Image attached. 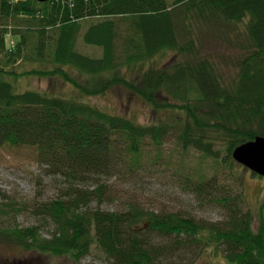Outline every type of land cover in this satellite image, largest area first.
Returning <instances> with one entry per match:
<instances>
[{"label":"trees","instance_id":"obj_1","mask_svg":"<svg viewBox=\"0 0 264 264\" xmlns=\"http://www.w3.org/2000/svg\"><path fill=\"white\" fill-rule=\"evenodd\" d=\"M89 19L98 22L83 33ZM200 20L246 26V52L231 80L200 57L194 30ZM81 36L102 56L78 51ZM169 53L186 59L159 66ZM23 76L60 78L79 95L19 91ZM118 88L142 99L156 120L142 124L82 100ZM171 136L184 152L250 171L233 152L264 137V0H0V148L34 147L43 165L70 182L64 197L37 207L55 223L51 238L40 227L4 219L20 207L0 203L1 242L75 264L94 244L109 264H196L204 257L264 264V202L256 218L240 195L215 193L214 179L204 174H187V189L221 205L226 215L218 224L135 204L119 212L89 208L91 196L104 194L101 179L135 173L145 147L160 151ZM90 182H98L96 191L76 187Z\"/></svg>","mask_w":264,"mask_h":264},{"label":"rangeland","instance_id":"obj_2","mask_svg":"<svg viewBox=\"0 0 264 264\" xmlns=\"http://www.w3.org/2000/svg\"><path fill=\"white\" fill-rule=\"evenodd\" d=\"M97 22L98 19L85 20L82 23L83 33L91 24ZM207 23L200 20L199 25L194 28L200 57L210 59L226 79L231 80L239 68L238 59L246 52V26L242 23L231 27L222 21ZM77 49L91 57L99 58L103 54L101 48L86 45L82 36L78 39ZM181 59L186 57L179 58L174 53H169L162 60L159 59V66ZM152 65L153 63H148L146 68ZM31 66L27 65L26 69ZM77 74L76 71L71 72V75ZM16 87L19 91L32 89L63 97L79 95L60 78L23 76L16 83ZM82 100L110 114L125 115L142 124L151 123L157 118L155 111L148 108L142 99L121 88L106 95L83 97ZM234 169L232 171L228 166L204 160L199 153L184 152L171 136L160 151L152 146L145 147L142 166L135 173L116 171L101 179L99 183L104 185V194L101 198L97 195L91 196L89 208L119 212L128 210L131 204H135L158 214L179 213L210 224H218L226 215L221 205L187 189V174L192 178L204 174L207 178L214 179L217 187L215 193L240 195V205L242 204L245 210H251L258 218L264 202V179L254 177L251 171L241 166ZM69 183L64 176L56 175L47 165L40 162L38 151L34 147L0 148V203H18L20 207L18 212L11 214V219H4L14 221L21 227H40L42 236L51 238L56 229L55 223L39 213L37 207L64 197ZM76 187L79 190L94 192L98 189V182L80 183ZM183 256L192 259L194 253L186 252ZM195 263L215 264L208 262L207 258L205 260V257ZM0 264L75 263L66 256L21 250L13 244L0 241ZM80 264H109V261L94 244L91 254L82 259Z\"/></svg>","mask_w":264,"mask_h":264},{"label":"water","instance_id":"obj_3","mask_svg":"<svg viewBox=\"0 0 264 264\" xmlns=\"http://www.w3.org/2000/svg\"><path fill=\"white\" fill-rule=\"evenodd\" d=\"M233 158L237 163L264 177V137L257 136L254 140L237 147L233 152Z\"/></svg>","mask_w":264,"mask_h":264}]
</instances>
